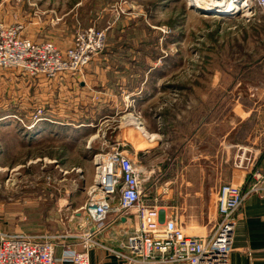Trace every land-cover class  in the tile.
Here are the masks:
<instances>
[{
	"label": "rangeland",
	"instance_id": "374dc122",
	"mask_svg": "<svg viewBox=\"0 0 264 264\" xmlns=\"http://www.w3.org/2000/svg\"><path fill=\"white\" fill-rule=\"evenodd\" d=\"M195 8L190 0H0V23L18 27L17 38L49 42L62 53L79 31H103L104 46L89 63L110 59L107 71L124 74L108 82L123 87L101 90L118 112L110 118L91 113L94 127L88 118L81 130L74 126L81 114L73 108L61 112L71 99L53 83L77 88L75 77L89 63L54 78L0 68V233L46 237L55 257L64 246L80 247L90 222L81 209L87 200L83 185L93 179L98 152L117 150L133 158L145 172L141 204L175 218L190 235L212 232L221 186H240L246 195L253 185L264 190V173L255 168L264 156V147L256 146L264 141V17L257 8ZM127 88L151 97L139 102ZM125 114L133 118H121ZM143 121L150 144L160 147L145 164L135 143ZM200 144L207 170L201 174L199 164L196 172L175 177V166L169 168L174 156L183 167ZM77 216L82 221L74 231Z\"/></svg>",
	"mask_w": 264,
	"mask_h": 264
},
{
	"label": "built area",
	"instance_id": "2783aa9c",
	"mask_svg": "<svg viewBox=\"0 0 264 264\" xmlns=\"http://www.w3.org/2000/svg\"><path fill=\"white\" fill-rule=\"evenodd\" d=\"M233 1L239 2L235 10L227 6H221V9L230 13H250L257 8L264 17V0ZM8 27L0 23V68H18L33 77L76 74L104 46V32L95 28L79 31L73 46L62 53L49 42L19 39V28ZM93 164L92 181L88 184L84 181L87 200L81 208L89 221L99 227L110 213H135L138 218L124 246L126 253H117L119 257L129 264H229L234 214L246 196L240 186L226 184L218 189L216 209L219 218L209 235L195 236L186 234L173 217L161 221L155 206L141 204L145 172L135 165L133 158L117 150L98 152L94 154ZM254 191L257 188L253 185L250 192ZM92 232L93 228H90L81 235L80 250L64 246L59 259L55 257L54 244L46 237L0 233V264H90L88 250L96 244Z\"/></svg>",
	"mask_w": 264,
	"mask_h": 264
},
{
	"label": "crops",
	"instance_id": "0c3cea01",
	"mask_svg": "<svg viewBox=\"0 0 264 264\" xmlns=\"http://www.w3.org/2000/svg\"><path fill=\"white\" fill-rule=\"evenodd\" d=\"M109 60L110 59L99 58V57L93 59L89 63V65H87L86 68L82 71V73L78 74L75 77L78 81L77 88L76 85L73 84L70 85L69 82L62 81V80H67L66 79L67 76H63V79L59 77V79H61L62 81V84L61 82L53 83V85L55 86L57 85L56 87H59V91L61 90L60 94H62L63 96H67V100L68 97L71 99L70 102L71 104L67 105V103H62L63 109L61 110V112H64L65 109L67 108H71V109L73 108L74 112H79V114H81L80 116H78L77 123L74 125L76 128L79 127V129L81 130L84 129V125H85L84 123H86V120L88 118L90 122L89 125L90 126L92 125L91 127H94L93 124H91L93 123L92 122L93 119L89 115L91 113L94 114L93 115L94 118L95 117L110 118V116H108L107 114L111 115L113 113L118 112V110L120 109L118 106L113 105L111 101L106 99V93L101 92V90H108V91L110 89L118 90L121 87H123V84L119 83L120 81L117 84L114 83L115 85L109 84L111 83L110 77L118 76L117 78H121V76H124L123 73L119 77L120 74L114 75V73L112 74L108 72L110 70V69L108 70V68H111L109 63L107 62ZM134 64L135 63H133V65ZM106 71L109 73L108 74L109 76L103 73ZM105 83L108 85L103 86ZM63 84L68 86L69 89H71L72 91H68V89H66ZM127 90L130 91L131 97L139 96L140 91L134 92L136 91V89L130 90L128 88ZM139 97H140L138 98L139 102H142L145 101L146 97L150 98L151 96L145 95V97L143 96H139ZM148 100L150 99H147V101ZM101 114L104 115L100 117L99 115ZM60 120L63 121L64 119L62 118ZM146 130L149 129L146 128L145 121L140 122L139 128H137L138 137L135 143L137 146L136 152L138 155L139 163L142 164H145V161L148 158L150 152L153 151V153H155L158 149H160V147L156 148L153 144H150L152 142L153 137L151 135L146 136V133L148 132V131L146 132ZM262 142L264 141L259 140L258 142H256V146L263 148L264 143ZM174 152H176V150ZM255 152H258V150L255 149ZM194 155H195L194 157L195 159L188 161L187 163H185V165H183V167L180 168H179V160L177 159L176 156H174V162L169 164V168H171L173 165L175 166V177L183 176V175L186 176L188 171L196 172L199 164H200L201 174L203 168H205V171L207 170L208 154L203 153L202 146L200 152L196 151ZM198 157H200L199 161H198L199 159ZM255 168L260 169L264 173V156L257 157V160L255 162ZM244 182H246V178L243 177L240 183L244 184ZM247 188L248 187H246L245 189ZM145 202L149 203L150 201L146 200ZM115 204L116 202H114V205ZM82 205H80L79 208ZM161 208H163V206H160V209ZM163 213L164 212L162 211L159 213V218L161 221L165 219L163 217ZM77 215H80V213H77ZM78 218L80 221H78L75 224L74 231L77 229L76 228L77 226L80 227L79 225L81 224L80 222L82 221L81 216ZM133 218L134 217L132 214L115 215L113 213H110L107 219L102 224H100L99 227L98 226L95 227L94 224L88 222L86 227H88V229L93 228L92 238L96 243L92 248L88 250V257L90 264H129L127 261H125L124 258L119 257L117 253H121V254L126 253L124 246L126 245L127 240L131 236L133 229L135 228V225L137 223V222L134 223ZM234 224H235V230H234L233 244L231 246L232 248L229 255V264H264V190L263 189H260L257 192H251L246 195L244 201L242 202L237 212L235 213ZM200 230H201L200 232H203L204 228L202 230L201 227ZM9 234H22V233L10 231ZM25 234L29 236H38V235H30L27 233ZM192 235L201 236L197 234H192ZM74 248L80 250V247L77 245H75ZM60 256H61V251L58 254V256H56V258L59 259ZM179 264H185V263H179Z\"/></svg>",
	"mask_w": 264,
	"mask_h": 264
},
{
	"label": "bare ground",
	"instance_id": "6f19581e",
	"mask_svg": "<svg viewBox=\"0 0 264 264\" xmlns=\"http://www.w3.org/2000/svg\"><path fill=\"white\" fill-rule=\"evenodd\" d=\"M191 3L197 7V9L204 10L206 12H211V11H217L221 6H227L230 7V10H235L238 7L239 2H234L233 0H230V3H227L229 0H190ZM233 8V9H232ZM121 118H133L131 117L130 114H125Z\"/></svg>",
	"mask_w": 264,
	"mask_h": 264
},
{
	"label": "water",
	"instance_id": "95a60500",
	"mask_svg": "<svg viewBox=\"0 0 264 264\" xmlns=\"http://www.w3.org/2000/svg\"><path fill=\"white\" fill-rule=\"evenodd\" d=\"M199 13H205V11L204 10H201V9H197V8H195Z\"/></svg>",
	"mask_w": 264,
	"mask_h": 264
}]
</instances>
